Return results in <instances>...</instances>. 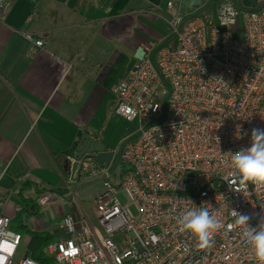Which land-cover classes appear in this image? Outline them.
<instances>
[{
  "label": "built area",
  "instance_id": "built-area-1",
  "mask_svg": "<svg viewBox=\"0 0 264 264\" xmlns=\"http://www.w3.org/2000/svg\"><path fill=\"white\" fill-rule=\"evenodd\" d=\"M14 1L0 0V17ZM166 15L172 44L144 52L112 88L113 113L138 121L117 151L121 171L88 159L76 168L101 181L93 198L99 228L64 216L63 238L44 251L54 264H252L233 211L256 227L264 191H235L227 173L229 153L249 147L253 129L264 130V7L217 0L188 11L168 0ZM207 204L221 227L200 249L178 218ZM20 240L0 213V264H37L15 260Z\"/></svg>",
  "mask_w": 264,
  "mask_h": 264
},
{
  "label": "crops",
  "instance_id": "crops-1",
  "mask_svg": "<svg viewBox=\"0 0 264 264\" xmlns=\"http://www.w3.org/2000/svg\"><path fill=\"white\" fill-rule=\"evenodd\" d=\"M167 1L115 0L102 11L96 0H15L0 17V213L10 226L30 204L38 215L22 224L51 242L63 238L64 216L54 234L46 220L36 221L40 197L70 201L67 182L90 178L76 170L70 178L76 143L86 134L104 146L92 132L113 111L112 88L136 62L135 52L172 44ZM232 1L264 7V0Z\"/></svg>",
  "mask_w": 264,
  "mask_h": 264
},
{
  "label": "clouds",
  "instance_id": "clouds-1",
  "mask_svg": "<svg viewBox=\"0 0 264 264\" xmlns=\"http://www.w3.org/2000/svg\"><path fill=\"white\" fill-rule=\"evenodd\" d=\"M215 139L219 143V138ZM229 155L231 170L227 173V178L234 190L248 192L251 186L253 191H264V130L253 129L250 146ZM209 208L211 205L208 204L193 206L178 218L179 230L190 235L200 249L211 246L212 234L221 227ZM233 215L237 217L236 223L246 228L243 235L250 249L252 264H264V221L251 227L248 216L238 215L234 211Z\"/></svg>",
  "mask_w": 264,
  "mask_h": 264
},
{
  "label": "rangeland",
  "instance_id": "rangeland-1",
  "mask_svg": "<svg viewBox=\"0 0 264 264\" xmlns=\"http://www.w3.org/2000/svg\"><path fill=\"white\" fill-rule=\"evenodd\" d=\"M158 47L160 46H156V48ZM137 130V120H125L115 115L112 111L102 127H99L98 131L92 132L94 137L99 138L104 146L113 150L115 153L114 160L109 165L111 166V172L116 173L121 171L122 167L117 160V151L125 141L133 138ZM67 184L70 185V189L72 190L69 195L71 200L56 198L54 195L40 197L39 202L43 216L36 221L41 223L46 220V230L53 234L58 233L56 225L57 218L65 215H70L74 218H84L92 227L99 228L93 212V198L101 191V181L94 178H82L80 180H69ZM27 226L31 228V222H27ZM59 234L60 236L62 235L61 233ZM18 256L19 254L17 258Z\"/></svg>",
  "mask_w": 264,
  "mask_h": 264
},
{
  "label": "trees",
  "instance_id": "trees-1",
  "mask_svg": "<svg viewBox=\"0 0 264 264\" xmlns=\"http://www.w3.org/2000/svg\"><path fill=\"white\" fill-rule=\"evenodd\" d=\"M115 0H96V4L100 10H106L113 4ZM57 194H62L61 191L55 190ZM20 211L11 221L12 230L20 234V243L16 251L15 260L25 255L36 261L37 264H53V261L45 256L43 249L52 241L51 235L44 232H31L22 224V217H31L38 215V210L30 206ZM19 254L18 258L17 255Z\"/></svg>",
  "mask_w": 264,
  "mask_h": 264
},
{
  "label": "water",
  "instance_id": "water-1",
  "mask_svg": "<svg viewBox=\"0 0 264 264\" xmlns=\"http://www.w3.org/2000/svg\"><path fill=\"white\" fill-rule=\"evenodd\" d=\"M202 0H182L181 4L184 9L191 11L198 7ZM144 55L142 48H138L134 54V59L140 61ZM113 151H107L106 148L84 134L80 140L76 143L72 163L70 166V178H73L75 170L80 160L88 159L93 160L98 168L107 169L113 159Z\"/></svg>",
  "mask_w": 264,
  "mask_h": 264
},
{
  "label": "snow or ice",
  "instance_id": "snow-or-ice-1",
  "mask_svg": "<svg viewBox=\"0 0 264 264\" xmlns=\"http://www.w3.org/2000/svg\"><path fill=\"white\" fill-rule=\"evenodd\" d=\"M7 247H10V246H7ZM6 246L3 245V244H0V250H5Z\"/></svg>",
  "mask_w": 264,
  "mask_h": 264
}]
</instances>
